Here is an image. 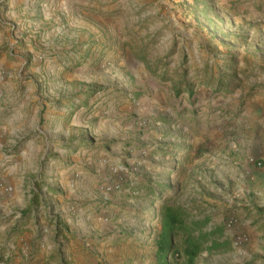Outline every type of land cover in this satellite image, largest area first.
Segmentation results:
<instances>
[{
    "label": "rangeland",
    "instance_id": "1",
    "mask_svg": "<svg viewBox=\"0 0 264 264\" xmlns=\"http://www.w3.org/2000/svg\"><path fill=\"white\" fill-rule=\"evenodd\" d=\"M205 1L0 0V188L35 264H153L163 201L205 222L195 264H264V0Z\"/></svg>",
    "mask_w": 264,
    "mask_h": 264
},
{
    "label": "crops",
    "instance_id": "2",
    "mask_svg": "<svg viewBox=\"0 0 264 264\" xmlns=\"http://www.w3.org/2000/svg\"><path fill=\"white\" fill-rule=\"evenodd\" d=\"M15 90L16 87L14 85L0 84V125L6 122L9 123L12 118L15 119L17 118L16 116H19L18 113L9 114V108L11 105H6L8 102V96L15 92ZM262 108H264L263 105ZM260 116L261 123L264 125V109H260ZM1 167L2 165H0V168ZM4 193V188H0V247H4V250H1L0 248V264H10L13 261H15L13 264L43 263L41 260L43 259L42 256L44 255L45 250H39V248L42 246V242H46L47 238L36 239L34 237L37 236L34 233H32L31 236H28L25 232L21 235V227H23L21 224H26L25 221H22L21 219L22 197L17 195L13 197H6L4 196ZM72 216H75L74 213ZM70 218L69 222L73 230L70 231V236L68 237L70 239L69 243L73 251H81L83 241L82 237L86 233V227L83 225H76V222H78L77 219L74 220L72 217ZM31 222H36V225L44 227L42 226L43 223L40 220H34ZM30 224L31 223H28L27 225ZM23 238L26 239V245L24 247L20 245V240ZM46 252L48 255H51V253L59 251L49 245L47 246ZM27 254L31 255V257H27ZM23 257L25 259H23ZM30 260L32 261L30 262ZM59 261L60 259H58L57 262ZM50 264H52V262H50ZM58 264H60V262Z\"/></svg>",
    "mask_w": 264,
    "mask_h": 264
},
{
    "label": "trees",
    "instance_id": "3",
    "mask_svg": "<svg viewBox=\"0 0 264 264\" xmlns=\"http://www.w3.org/2000/svg\"><path fill=\"white\" fill-rule=\"evenodd\" d=\"M195 3L199 0H193ZM214 0H206L203 3H210ZM164 189L160 185L157 189L149 188L148 191L154 194L156 190ZM161 214L157 216L159 229L155 231L152 239L151 233L148 236L151 249L154 250L153 264H172L170 258L177 256L183 260V264H195L204 244L207 242L209 233H203L204 221H189L190 213L181 207L168 206L167 202H161ZM23 214V213H22ZM198 234L195 236V234ZM181 237V245L176 243V238ZM214 244L212 243L211 246ZM218 247V246H217Z\"/></svg>",
    "mask_w": 264,
    "mask_h": 264
},
{
    "label": "built area",
    "instance_id": "4",
    "mask_svg": "<svg viewBox=\"0 0 264 264\" xmlns=\"http://www.w3.org/2000/svg\"><path fill=\"white\" fill-rule=\"evenodd\" d=\"M239 241H244L243 239H239Z\"/></svg>",
    "mask_w": 264,
    "mask_h": 264
}]
</instances>
